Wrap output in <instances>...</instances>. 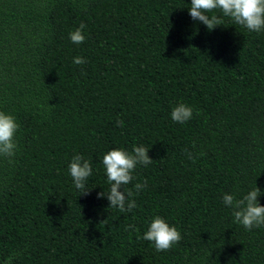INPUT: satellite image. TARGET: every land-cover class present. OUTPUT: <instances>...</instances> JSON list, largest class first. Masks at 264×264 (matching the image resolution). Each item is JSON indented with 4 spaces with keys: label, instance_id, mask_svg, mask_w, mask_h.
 Masks as SVG:
<instances>
[{
    "label": "trees",
    "instance_id": "trees-1",
    "mask_svg": "<svg viewBox=\"0 0 264 264\" xmlns=\"http://www.w3.org/2000/svg\"><path fill=\"white\" fill-rule=\"evenodd\" d=\"M190 5L0 0V111L19 125L15 157H0V264H264V226L234 223L223 203L264 193V30L219 9L209 30ZM179 103L193 109L183 124ZM140 145L153 162L122 185L137 206L120 212L97 195L110 189L103 156ZM76 154L92 165L87 194ZM157 215L182 236L162 252L142 238Z\"/></svg>",
    "mask_w": 264,
    "mask_h": 264
},
{
    "label": "clouds",
    "instance_id": "clouds-1",
    "mask_svg": "<svg viewBox=\"0 0 264 264\" xmlns=\"http://www.w3.org/2000/svg\"><path fill=\"white\" fill-rule=\"evenodd\" d=\"M219 9L223 16L230 18L235 24L245 27L251 32L264 30V0H191L189 15L194 21L203 23L207 29L212 30L223 21L216 15H208ZM85 25L81 23L76 29L70 32V40L74 44H81L85 40ZM73 63L80 65L86 63L83 57H74ZM193 115L191 106L179 103L171 110V119L183 124L190 120ZM117 126L123 127V121L117 120ZM19 128L16 118L11 114L0 111V157H6L9 162L16 155L17 144L15 134ZM149 148L143 145L134 146L129 152L123 148H114L103 156V165L106 172L107 182L110 184L109 192L105 195L98 193V198L105 197L109 206L118 208L120 212H131L137 205L132 199V190H122V185H128L133 179V171L137 165H149L153 162L148 156ZM191 158V156H190ZM69 173L75 188L83 190L81 194H87L85 182L92 175V165L88 159L76 154L69 163ZM147 186V181L134 185L137 191ZM261 190L255 186L248 191L241 199H236L231 194L223 196V203L232 208L233 222L241 224L245 229L264 226V206L258 202ZM132 231H138L134 225H129ZM142 238L154 244L158 252L172 248L182 239L181 233L173 225H170L160 216H155ZM6 264H11V257Z\"/></svg>",
    "mask_w": 264,
    "mask_h": 264
}]
</instances>
